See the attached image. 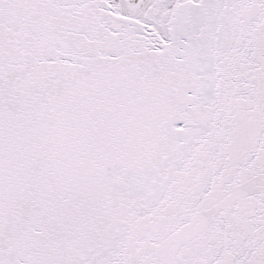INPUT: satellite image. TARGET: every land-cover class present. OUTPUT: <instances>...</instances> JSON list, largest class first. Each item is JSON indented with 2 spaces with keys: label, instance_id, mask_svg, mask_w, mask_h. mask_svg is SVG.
Listing matches in <instances>:
<instances>
[{
  "label": "snow or ice",
  "instance_id": "6c2138e0",
  "mask_svg": "<svg viewBox=\"0 0 264 264\" xmlns=\"http://www.w3.org/2000/svg\"><path fill=\"white\" fill-rule=\"evenodd\" d=\"M0 264H264V0H0Z\"/></svg>",
  "mask_w": 264,
  "mask_h": 264
}]
</instances>
